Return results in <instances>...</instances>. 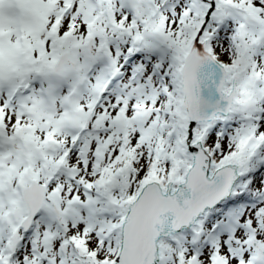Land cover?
I'll use <instances>...</instances> for the list:
<instances>
[{
  "label": "snow or ice",
  "instance_id": "1",
  "mask_svg": "<svg viewBox=\"0 0 264 264\" xmlns=\"http://www.w3.org/2000/svg\"><path fill=\"white\" fill-rule=\"evenodd\" d=\"M0 264H264V0H0Z\"/></svg>",
  "mask_w": 264,
  "mask_h": 264
}]
</instances>
